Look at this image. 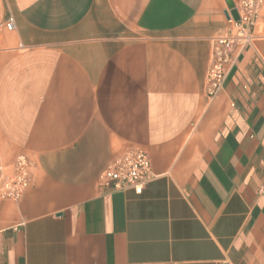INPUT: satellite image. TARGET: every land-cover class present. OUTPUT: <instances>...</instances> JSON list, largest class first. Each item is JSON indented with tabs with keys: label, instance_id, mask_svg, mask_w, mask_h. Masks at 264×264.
<instances>
[{
	"label": "crops",
	"instance_id": "1",
	"mask_svg": "<svg viewBox=\"0 0 264 264\" xmlns=\"http://www.w3.org/2000/svg\"><path fill=\"white\" fill-rule=\"evenodd\" d=\"M226 9L0 0V165H32L25 195L0 201V264H264V5L208 99ZM131 148L154 180L107 194Z\"/></svg>",
	"mask_w": 264,
	"mask_h": 264
},
{
	"label": "built area",
	"instance_id": "2",
	"mask_svg": "<svg viewBox=\"0 0 264 264\" xmlns=\"http://www.w3.org/2000/svg\"><path fill=\"white\" fill-rule=\"evenodd\" d=\"M264 0H238L236 22L231 16L226 20L228 30L212 41L210 65L205 83V95L216 98L222 91L227 74L234 64V54L255 40L257 24ZM6 29H14V19L6 21ZM31 162L19 156L10 165H0V201H19L31 186ZM147 153L141 148H131L114 159L99 179L100 188L107 194L133 190L141 195L148 183L154 180Z\"/></svg>",
	"mask_w": 264,
	"mask_h": 264
},
{
	"label": "water",
	"instance_id": "3",
	"mask_svg": "<svg viewBox=\"0 0 264 264\" xmlns=\"http://www.w3.org/2000/svg\"><path fill=\"white\" fill-rule=\"evenodd\" d=\"M227 9L225 10L224 14L226 16V19H229L230 16L236 21H239V15L237 13V10L235 9V3L233 0H225Z\"/></svg>",
	"mask_w": 264,
	"mask_h": 264
}]
</instances>
